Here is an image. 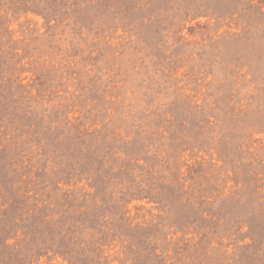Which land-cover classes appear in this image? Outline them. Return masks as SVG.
<instances>
[{
    "label": "rangeland",
    "instance_id": "rangeland-1",
    "mask_svg": "<svg viewBox=\"0 0 264 264\" xmlns=\"http://www.w3.org/2000/svg\"><path fill=\"white\" fill-rule=\"evenodd\" d=\"M28 245L264 264V0H0V264Z\"/></svg>",
    "mask_w": 264,
    "mask_h": 264
},
{
    "label": "trees",
    "instance_id": "trees-1",
    "mask_svg": "<svg viewBox=\"0 0 264 264\" xmlns=\"http://www.w3.org/2000/svg\"><path fill=\"white\" fill-rule=\"evenodd\" d=\"M34 215V213H33ZM31 215V216H33ZM40 215V223L41 225L46 224V226L51 225L50 227L54 230V232H56L59 228H57L58 226H60V229L58 231V235L63 236L62 238H66L67 233H64L63 228L68 224V220L65 219L64 221H62V219L59 217L57 218V220H54L56 218H54L51 215H44L42 216ZM70 224L68 227V230H70ZM72 228V227H71ZM75 232H77V228H72ZM90 239H87L86 241H84L83 239H80L79 236H75L72 235L70 236V242L72 243V245H74V247L78 248V250H80V253L84 256H90V254H92L93 250H89L88 248L92 245L90 242ZM29 248H27V250L23 253L20 251V249H18L16 246L12 247V250L16 251L17 255H14L13 253H10L7 256V264H34V260L35 258L33 257V250L34 248H31L30 245H28ZM39 246H36V248H38ZM17 248V249H16ZM71 253V254H70ZM68 253L69 260L72 259V257H74V252L71 250V252ZM95 253V250H94ZM20 254V255H19ZM93 257V256H90ZM92 262H94V259L92 258Z\"/></svg>",
    "mask_w": 264,
    "mask_h": 264
}]
</instances>
